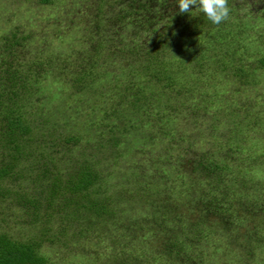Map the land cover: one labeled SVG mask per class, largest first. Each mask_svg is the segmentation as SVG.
Wrapping results in <instances>:
<instances>
[{
  "label": "rangeland",
  "instance_id": "rangeland-1",
  "mask_svg": "<svg viewBox=\"0 0 264 264\" xmlns=\"http://www.w3.org/2000/svg\"><path fill=\"white\" fill-rule=\"evenodd\" d=\"M126 1L0 0L2 67L9 62L26 72L32 65L41 81L25 117V138L34 145L16 166L32 173L6 181L11 194L0 203V232L23 240L44 229L38 251L46 264H264V0H228L229 18L219 25L192 6L181 14L183 30L174 18L177 0L152 2L149 10L168 14L144 29L145 20L120 26L115 9ZM11 35L20 44L6 56ZM119 47L121 55L134 51L131 60H112ZM199 50L205 55L198 63ZM84 52L97 53L98 64L113 73L88 92L68 84L48 100L64 59L72 65ZM148 52L158 70L146 67ZM36 59L49 62L39 68ZM43 82L49 90L40 89ZM121 112L130 121L119 129ZM84 162L98 176L90 200L104 213L89 207L69 218L66 207L56 212L60 203L44 206L52 178L64 179ZM25 197L43 202L39 223L26 222ZM211 204L222 211L207 214ZM174 236L184 255L154 260L151 250Z\"/></svg>",
  "mask_w": 264,
  "mask_h": 264
},
{
  "label": "trees",
  "instance_id": "trees-1",
  "mask_svg": "<svg viewBox=\"0 0 264 264\" xmlns=\"http://www.w3.org/2000/svg\"><path fill=\"white\" fill-rule=\"evenodd\" d=\"M51 1L52 0H41L43 4L50 3ZM155 1L156 0H129L126 1L125 4L121 3L117 6L123 8L124 6H127L126 4H129L128 6L130 7V10L127 11V9L124 8H116L115 14H117V9H120V12H118L120 16L118 15V18L115 15L113 19L117 20L118 18L119 22L117 23H119L120 26H126V24H129L140 27L143 24L144 29L145 24H147L148 26L152 25L153 21L168 14L166 11L164 13L160 12V10H149L150 4ZM164 1L165 0H160V2ZM103 4H105L104 1ZM101 9V6H99L97 12L95 13L97 16L101 15V13H104L103 11H100ZM195 10L196 9L194 8L193 11L195 12ZM125 11L127 12L125 13ZM177 14L179 19H177L176 21H179L182 18V15L181 13L175 11L174 18ZM150 15H153V17H149ZM203 15L204 14H202L201 17ZM128 17L131 19L129 20ZM201 17L200 20H202ZM126 19H128L129 22L125 23L123 21ZM143 20H145V23L139 24ZM93 24L99 23L97 22ZM178 24L181 25L182 30L183 28L187 27V24L185 25V22L181 20L178 22ZM103 25L104 24L98 25V29L103 27ZM171 29L173 28L171 27ZM5 39L10 41H7L4 48L2 49L3 54L7 56L9 54H7V51L10 52L14 50V46L20 44V39L18 40V38H16V35H11L10 37L7 36ZM15 39H17V41H15ZM103 46L104 45L102 44V42L99 43L98 47L100 51H102ZM156 47L158 46H155V48ZM192 48L195 49L194 46ZM192 48H186V50H192ZM121 50L123 51V48L119 47L117 51H115V54L111 55L112 60L122 59L127 61L130 59L132 55L131 53L133 52L134 54L133 50H129L126 53L122 52L121 55ZM197 52L201 53L196 57V60L199 63V61H202L201 57L205 55V52L202 53L200 50ZM49 54L51 56V53ZM148 54L150 55L149 59H151L152 62L150 61V63H147L146 67L148 68V70H158L157 67H161V63L158 61L156 54H152L151 52H148ZM96 55L97 53L87 56L84 52L83 55L81 54V56L78 57V59L76 58L74 61H70H73L72 65H69V62L64 59L63 63L65 65L63 67L62 74L53 77L54 80L51 81L52 83L54 82L59 84V86L57 87L56 91H49L48 100H51V98H60L63 89L67 88L68 84L71 85V88H76V91L78 92H88V90L86 91L85 89L90 87L91 90L94 87L95 82L102 79V75H110L111 73H113V71H108L104 69V66L102 67V65L98 64V62L96 61ZM76 61H78L77 64H75ZM47 62L49 61L43 59L34 60V63L38 64L39 68H42L43 65ZM2 64H4L3 61L0 62V203L4 202V198L11 194L10 188L5 185L6 181L10 180L12 176H16L17 178L23 180H28V178H30L31 176L30 174L32 173V170L29 173L27 167L17 168L16 166L18 165V163L27 159L26 156L31 152L30 147L34 145L30 141H28L27 138H25V135H27L31 130L28 123H26L27 121H25V117L27 113L30 114L29 112H26V109L29 105L32 106L31 98L36 95L38 84H40L41 82L38 79V75L31 74L32 65H29L27 71L23 72L18 67L14 68L9 62H7V66H5L4 68L2 67ZM260 64L264 65V59L260 61ZM83 65H85V68L83 67ZM66 66L68 67V70H66ZM77 67L81 68L75 69ZM100 68H103V71L101 73L99 72ZM86 75L89 77V80L85 78ZM153 75H155V72H153ZM45 86H47V84L43 82V84L40 86V89L42 88L45 90H49L48 88H45ZM122 114L123 112H121L120 115L117 114V116L115 117V119H117L116 125L119 129H121V127H123L127 122L129 123L130 121V119L124 118ZM155 124L157 125L155 130L157 131V133H160V131H162V128L159 127L161 126L159 120H156ZM148 137L150 138V136ZM66 140L76 141L75 138H68ZM106 141L108 142L109 139H107ZM71 168L73 172L66 173L67 175L66 177L64 176V179L57 175L52 178V180L49 179L51 180V182L48 183V185L46 182L44 183L49 186L42 191V196L43 198H45L44 204L42 201H40L39 198L35 197L28 199L27 197H25L23 199V205L30 204L28 207H30L31 216L29 217V219H27V223H39L41 221L40 217L43 214V205L50 207L53 203H60L61 207L60 209L57 208L56 212H58L59 210L64 211V209L62 208L66 207L67 211L64 214L69 218H75L81 214L88 212L89 210L87 209L89 207H91V209L97 214L104 213L105 209L103 205L100 204V202L96 203L94 200H90L91 195L89 193L94 195L98 193L99 185L97 173L93 172L90 169L89 165L85 162L80 163L76 166H72ZM36 180L41 181V178ZM66 194L69 197H66ZM24 196L25 195L19 198H23ZM89 200L92 202V205H90ZM17 202L19 203L20 200ZM23 211L26 212V208L23 209ZM220 211H222V208H220V206L214 205L213 207V204H211L209 209L207 210V214H215L216 212ZM1 220H4L3 216ZM222 221L224 222L225 218H222V220L219 222L223 223ZM192 226H190V228L193 229L194 227ZM36 231L37 233H39V237L35 236L34 238L30 237L31 239L26 238L23 240L17 238L15 239L13 236L7 234L6 232H0V264H46L45 256H43V254L38 251L39 245L45 240L43 238L44 229H38ZM174 237L175 240L172 241L169 238V241L164 242V249H162L161 251L156 250L159 254L155 250H151V252L154 253V260L159 259L163 261V259L166 258V255L167 257H169L172 253L178 254L179 256L184 255L182 251L183 244H181V241L176 236ZM98 238L100 239L99 236L97 237V239ZM181 259L182 264H185L186 259L180 258V260Z\"/></svg>",
  "mask_w": 264,
  "mask_h": 264
},
{
  "label": "clouds",
  "instance_id": "clouds-1",
  "mask_svg": "<svg viewBox=\"0 0 264 264\" xmlns=\"http://www.w3.org/2000/svg\"><path fill=\"white\" fill-rule=\"evenodd\" d=\"M179 13H190L192 6H196L209 21L219 25L229 18L231 9L228 0H177Z\"/></svg>",
  "mask_w": 264,
  "mask_h": 264
}]
</instances>
